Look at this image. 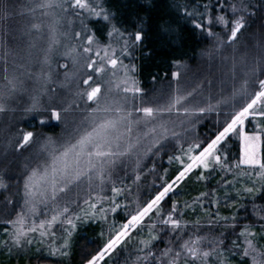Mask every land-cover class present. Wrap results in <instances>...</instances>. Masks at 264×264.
Here are the masks:
<instances>
[{"label": "trees", "instance_id": "trees-1", "mask_svg": "<svg viewBox=\"0 0 264 264\" xmlns=\"http://www.w3.org/2000/svg\"><path fill=\"white\" fill-rule=\"evenodd\" d=\"M90 2L97 6L98 11L103 8L110 15V21H105L102 16L96 17L88 12L82 16V21L86 20L84 26L88 29V34L93 36L94 43L97 42L101 48L110 45L119 49V47L123 48L125 40L130 42L127 49L128 54H120V60H123V63L126 62L123 65L128 66L132 72V81L135 84L132 83L131 86L139 87L142 91L135 94V99H133V93H127L129 96L127 108L129 110H133V104L136 106L165 104L177 90L187 93L197 89L198 86L202 87L192 100L194 105L204 104L209 94L215 97L212 101L214 104L217 99L224 98L226 102L220 106L219 117H217L216 112H209L194 127L188 125L190 129L186 133V139L188 140L197 137L203 139L210 136L211 132L216 130L214 124L217 120L223 123L226 114H231L238 109L243 103L240 96L236 95L230 100L228 98L232 96L234 89L238 90L241 87L245 79L250 81L248 85L249 95L258 90V84L254 83L256 78L264 79V76L261 75V70L264 69V51L260 50L252 53L253 47H250L252 41L249 42L250 46L248 47H250V50L248 52H246V49L242 52L240 50L239 58L232 54L236 46H239L237 42H239L241 35L246 33L250 27L264 35V25L261 24V21L264 22V8L261 7L264 0H250L252 6L249 8V12L255 14L248 19L246 28L238 34V39L234 43L230 46H222V49H226L225 53L227 54L224 58L229 55L230 59V62L224 68H222L223 65L218 64L221 67L222 74L223 72L224 74H213L211 77L208 76V79L200 76L203 75V70H205L203 67L206 66L202 63L201 53L204 52L210 55L208 50L213 46H220L221 38L226 39L227 31L230 28V24L226 27L224 24L217 22L215 17L224 15L225 19L230 22L233 19L230 6L233 3H238L239 0H219V3L218 0H90ZM3 3L5 12L12 15L11 10L16 8L20 11L21 16L11 17L10 20L14 24L5 23L1 26L0 43L5 41L4 34L8 33V38L12 39L11 45L14 43L19 44L27 50L22 55L21 53L13 54L12 57L8 58L9 73L15 74L23 83L20 85V90L16 93L15 98L9 101L8 110L0 112V181L7 186L1 189L5 191L6 197L14 202L17 209L14 199L21 203L24 198V189H22L20 178L29 170V167L43 161L44 155L41 152V146L44 138L62 139L65 129H71L65 120V116L78 120V123H80L81 118L85 115L84 110L91 102L86 104L84 99L76 96V92L87 88L83 85L82 79L89 73V70L84 64H82L80 70H75L72 62L66 58L64 59V57L58 58L56 56H52L50 68L43 65L42 49L47 47V34L45 33V37L43 34L39 36L40 32L34 30L31 31L30 35L26 33L29 31L31 23H33L32 17L37 16V13L30 11L33 2L31 0H3ZM205 4L209 5V10L201 17L200 13H205ZM185 7L188 11L198 10L196 19L205 25V29L194 27L193 18L184 14ZM20 14L17 12V15ZM209 16L212 17V24L210 25L207 22ZM28 17L32 18L26 22H30L29 24H19ZM34 23H41L44 29L42 20H36ZM113 25L119 30L118 32L112 30ZM224 26L227 30L226 35L223 36ZM19 27H21V31L15 34L16 28ZM208 28L214 33L212 37L207 34L206 29ZM141 29L143 31V41L137 44L131 39V36ZM109 32H112V35H109ZM30 42H35L37 46L30 48ZM76 42L80 43V40ZM3 52L1 53L0 88L5 84L3 79V69L5 67ZM59 64H67L68 67L62 69L58 66ZM180 66L187 68L183 72L184 77L179 76L178 67ZM253 66H256V76H252L250 71ZM233 67H235L234 76ZM48 68L49 70H47ZM208 69L209 72H215L212 63H208L206 70ZM45 70L51 75L50 81L46 83L47 85H43L47 75ZM191 70L196 72L197 78H188ZM65 72L75 73V75L65 79ZM173 73H177L178 76L174 77ZM214 79L219 82V85L215 86V93H213L214 88L211 91V86L208 83L211 82V85H213ZM184 83L185 85H182ZM226 86L230 95L221 96V89H225ZM52 89H55V91H51ZM171 93L173 94L170 95ZM169 95L170 97H167ZM162 98L164 99L161 101ZM34 102L39 105L41 110L36 112L26 111ZM69 105H71V108L67 113L61 112V120L51 118L50 109L54 107L56 110H60L68 108ZM233 105L236 107H233ZM41 119H44L46 123L41 124ZM258 125H260L261 130H258L259 134L257 133L260 139L256 142V147L258 146L257 148L261 151V160H264V116H249L244 122L243 132L244 134H251ZM218 126L216 125V127ZM76 128L77 126H75V131ZM21 130L33 132L34 142L30 147L18 151L15 145ZM177 130L181 131V129ZM184 146L187 147V144ZM178 148L179 145H176L173 141L167 147V154L162 152L158 157L145 159L141 165L140 179L135 183L137 172L134 162L129 161L117 166L114 172L118 175L112 176L111 181H106V190L103 195L106 193L111 197L110 189L114 182L118 187L131 189L130 193L125 194L127 199H125V196L117 198L121 202L135 207L137 198L140 199L141 203L147 200L149 195L154 194L157 190L153 187V184L157 187L160 185L161 181L158 177L164 175L165 169H167L166 179H171L176 174L180 165L176 162L169 163L168 156L179 154ZM243 151L244 142L241 137L236 133L230 134L226 141L222 142L220 153L222 160L227 164V168L223 169L216 166V170L211 171V173L203 169H194L188 178L180 183L163 202L165 212L170 209L172 202H176L178 208L183 211L180 218L182 223L187 224V228L181 230L184 239L193 234L206 237L201 244L202 250L211 251L214 247L216 250L221 249L223 253L230 254V264H251L250 258L245 259L240 254L245 238L239 237V233L245 228L256 232V237H248V239H252L255 244L264 245V228L261 227L260 221V217L264 216V189L252 195L243 192L245 187L255 186L261 188L262 184L257 183L264 182V178L259 175L260 170L258 167L252 168L245 164L235 167L239 163ZM26 157L27 159L29 157L33 159H30L31 161L29 160V163L25 164L18 174H12L13 167L20 168L23 159ZM131 162L133 163L131 171H125L129 168ZM153 162L156 164V170L150 172L149 169L152 167ZM201 172L204 173L205 177L202 180L197 179ZM257 175L259 177H256ZM15 179L18 180L19 187L12 188L11 183ZM202 193H207V195L201 197ZM197 197H201L198 202H196ZM105 201L107 203V200ZM186 204L191 205V207H185ZM75 210L77 209L71 212ZM71 212L69 215H71ZM217 215L220 217L219 220H217ZM224 217L228 219H223ZM232 217H235V219L233 220ZM113 219L117 223L122 222L124 219L123 212L118 210L115 214H109V220L112 222ZM6 221L0 220L1 246L4 245V241L9 239L8 233L12 230V226ZM197 221H199L198 226ZM151 222L146 218L143 229L148 228L149 230L148 225ZM210 222H212L211 227H209ZM154 234L157 233L154 232ZM70 238L71 243L69 249L66 250L68 253L66 257H41L39 254L33 255L28 251L24 255L26 260L20 258L19 255L7 258L9 252L6 247H3V249H0V264H54V262L57 264H85V259L89 258V254H95L103 244V240L97 234V225L93 223L82 225L79 228L76 227ZM170 239V236H161V239L153 242L152 251L159 253L167 247H172L175 250L178 242L170 244ZM213 239H223V244L214 245L209 243ZM233 241L236 242V245L233 244ZM125 247L127 246L119 247L113 252L112 256L106 258L107 264H155L151 258L145 256V253L140 252L135 244L128 246V248L137 249V251L132 249L135 254L131 252L128 254V248L123 250ZM202 261L200 260V262Z\"/></svg>", "mask_w": 264, "mask_h": 264}, {"label": "snow or ice", "instance_id": "snow-or-ice-1", "mask_svg": "<svg viewBox=\"0 0 264 264\" xmlns=\"http://www.w3.org/2000/svg\"><path fill=\"white\" fill-rule=\"evenodd\" d=\"M219 3V0H218ZM250 0H239L238 3H233L231 12L233 19L229 22L224 15L215 17L216 21L229 26V31L226 39L220 41L221 46L231 45L238 39V34L242 32L247 26L248 19L255 13L249 12L251 8ZM223 6L221 5V8ZM264 8V4L261 5ZM205 13H200L203 17L209 10V5L205 4ZM57 10H59L57 12ZM30 11L40 13L41 17H50L48 23L47 33V47L42 49L43 60L42 64L51 67L52 56L59 50L64 48L62 55L69 59L72 64L78 65L83 61L84 66L89 70L86 78L82 79L83 85L87 86L82 91H77L76 96L84 99L88 107L84 110L85 115L81 118L79 125L76 128L75 134L68 139L56 140L50 137L44 138L41 146V152L44 155L42 163L36 167L30 168L23 177L24 186V210L17 213L14 219L6 221L12 225L11 232L8 233L9 239L4 241V246L11 248H23L25 245L33 243H43L44 238L51 237L52 244L49 245L51 255L66 256L68 253L66 249L69 247L68 237L72 235V229L76 228V222L87 223L88 220L99 218L108 222L109 214H115L118 210L124 214L122 222L117 223L115 219L109 225V234L104 238V232L100 233L104 240L103 244L97 249L95 254H89V258L85 259V264H107L106 257H110L118 247L125 244L131 239L132 232L142 230L145 219L148 218L152 222L149 227L148 236L146 239H141L139 244L142 245L139 251L145 253V256L151 258L155 264H179L181 258L184 259L185 264L190 261L203 260L206 262L207 258L216 251L214 247L211 251H204L201 248L202 242L206 237L199 235H191L187 239L183 238L182 229L187 228L186 223H182L181 216L183 211L178 208L176 202H172L170 209L165 212L163 202L169 197V194L174 192L175 188L184 182L194 169H203L211 173L216 170V166L226 169L227 164L222 160L221 146L222 142L232 133H236L244 142V151L235 167L240 164L249 165L252 168H259V175L264 178V160H261L256 151V142L259 141L258 135L247 136L243 132V125L245 120L250 116L257 114L264 116V79L256 78L254 83L258 84V90H255L250 95L248 94V85L250 81L245 79L241 87L233 90L232 96L228 99L234 98L236 95L240 96L243 102L237 110L231 114H226V119L223 123L217 120L214 124L215 131L211 135L200 139L199 137L188 140L186 133L190 131L188 125L195 124L202 120L209 112H216L217 117L220 115V106L225 103L223 97L217 99L216 103H212L213 97L209 94L206 102L202 105L192 103L195 95L200 91L202 86H198L192 92L183 93L177 90L169 100L158 106H136L133 104V110L127 108V99H118L111 94L115 90L117 93H141L139 87H129L128 66L123 65V62L117 56L115 50H111V46L101 48L97 43L94 50L93 36L87 35L82 44L72 45L64 44L63 41L69 39L80 40L82 33L68 31H61L62 21L68 15L79 18L84 11L96 17H103V20L110 21V15L101 8L97 10V6L93 5L90 0H35ZM63 15H60V14ZM185 16L192 17L194 27L197 29H205L202 22L197 21V9L188 11L185 7ZM8 19L7 12L2 17ZM208 24H212V17L207 18ZM71 24L72 21H67ZM83 23V22H82ZM86 27V26H85ZM42 29L41 23H31L29 32L34 30L40 32ZM113 31L119 30L113 25ZM209 36L214 33L210 28L206 29ZM5 50L3 52L4 64L3 79L5 84L0 88V112L8 110V103L15 98L16 93L20 90V85L23 83L15 74H10L8 71V58L13 55L14 49L7 46L8 33H5ZM112 35V32H109ZM131 39L137 44L143 41V31L138 30L132 34ZM35 42H30L29 47L35 48ZM130 42L125 40L124 46L121 49V54L127 55V49ZM103 52V55H101ZM93 56L95 58H93ZM120 65L124 69V79L115 82L108 81L109 85L106 93H102V86L96 83V77H99L106 70H111V75L116 76V70ZM60 68H67V64H59ZM252 76H256V66L251 68ZM75 73L65 72V79L74 76ZM235 75V67H233V76ZM247 76V73L245 74ZM261 75L264 76V69L261 70ZM173 76H178L173 73ZM50 73L45 77V83L50 81ZM133 85L135 84L132 81ZM211 86V82H208ZM123 85V87H121ZM51 91H55L52 89ZM95 105L94 107L92 105ZM79 107V105H77ZM233 107H236L233 105ZM68 108L56 110L52 108L51 118L61 120V112L67 113ZM39 105L34 102L26 111L36 112L40 111ZM140 114V115H135ZM41 124L46 123L44 119L40 120ZM216 125H219L216 127ZM135 129V131H134ZM177 129H181L178 131ZM183 140V142H181ZM175 141L179 145L177 155L168 156L169 163L176 162L180 165L176 174L171 179H166L167 169L164 170V175L159 176L161 181L154 194L149 195V198L142 203L137 198L135 207L128 203H123L118 200V197L125 196L130 193L131 189L125 187H118L113 182L111 187V197L97 196L96 199L101 206L97 207V203H90L88 199L85 203L88 208H81L80 213L73 212L70 208V203L63 205L59 203L62 196L72 192L74 187L79 186L83 182H87L91 188L93 181H98L96 187L103 191V186L106 181H111L114 170L119 165H123L129 161L134 162L135 170L137 172L134 183L140 179V172H142V162L151 157H158L162 152L167 154V147ZM34 142V133L31 131L21 130L16 141V149L24 150L31 146ZM187 144V147L184 145ZM156 164L152 163L150 172H155ZM204 173L201 172L197 179H204ZM230 183V182H229ZM6 185L0 181V188H5ZM264 189L245 187L243 192L252 195ZM207 193H202L201 197L206 196ZM201 197L196 198L198 202ZM107 200L108 207H103V203ZM53 204V214L50 219L40 220L38 223L33 217L38 213V204L43 203L47 205L48 202ZM191 207V205H185ZM63 217V220H61ZM155 218V219H153ZM220 217L217 215V220ZM223 219H228L224 217ZM234 220L235 217H232ZM261 227L264 228V216L260 217ZM66 223L69 228L65 229L66 237L59 247L54 246L56 239L55 232L51 229L56 223ZM197 226L199 221L196 222ZM212 222L209 223V227ZM234 227V225H233ZM158 230V232H157ZM156 232L157 234H154ZM38 233L39 239L36 234ZM161 236H170L169 243L178 242L175 250L172 247H167L159 253L152 251L153 242L161 239ZM255 233L245 228L240 231L239 237H244V246L241 250V256L245 259L250 258L251 264H264V250L258 248L252 239ZM238 237V238H239ZM214 245H222L223 239L209 241ZM236 245V242L233 241ZM238 246V245H237ZM239 247V246H238ZM222 255V253H219ZM223 264V261L221 262Z\"/></svg>", "mask_w": 264, "mask_h": 264}, {"label": "rangeland", "instance_id": "rangeland-1", "mask_svg": "<svg viewBox=\"0 0 264 264\" xmlns=\"http://www.w3.org/2000/svg\"><path fill=\"white\" fill-rule=\"evenodd\" d=\"M34 4L35 0H31ZM4 7V3H3V0H0V28L3 24L5 23H8V24H14V22H11V17H18V16H21L20 14V11L17 10L16 8H13V10H11V14L7 12V15H8V19H3L2 17L5 15V9L3 8ZM59 10H57L58 12ZM17 12H19L20 15H17ZM87 11H84L82 13V15L77 18L75 16H72V15H68L64 18V20L62 21V26L60 28L61 31H68L69 33H74V32H81L82 33V36H81V39H80V43L79 42H76L77 40H75L74 38L73 39H69V40H65L63 41L64 44L68 45V44H72V45H79V44H82L83 42L81 41H84L85 37L87 35H89V31L88 29L84 26L85 23H86V20H83L82 21V16L84 15V13L86 14ZM37 16L36 17H28L26 18L24 21H21L19 24H25L28 20L32 19V22L34 23L36 20L38 21H41L42 20V23L44 24V29L42 28L41 31H40V34H43L44 37H45V33L47 34L48 33V23L50 22V17H41L40 13L37 11ZM60 15H63L62 13ZM67 21H72L71 24L67 23ZM83 22V23H82ZM30 22L26 23V24H29ZM261 24L264 25V22L261 21ZM14 28V26H13ZM225 28V26H224ZM226 28L223 30L222 34L223 36L226 35ZM21 31V27L19 28H16L15 30V34H17L18 32ZM29 32V31H28ZM26 32V33H28ZM228 32V31H227ZM29 35V34H27ZM212 37V36H211ZM210 37V38H211ZM10 38H11V35H10ZM46 40H47V36H46ZM224 38H221V41H223ZM252 41V46H250V43ZM12 39H9L7 37V46L11 49H14V53L13 54H19L21 53L24 54L25 53V50L26 49H23V47H21V45L19 44H12ZM254 43V44H253ZM239 44V46H236L235 50L233 51L232 49V54L238 56V54L240 53V50L241 52L244 51L245 49L247 50L246 52H248L250 50V47H253L252 49V53L254 52H259L260 50L261 51H264V35L256 30V29H252V27H250L246 33H243L239 39V42H237V45ZM96 45H97V42L93 44V48L95 50L96 48ZM100 46V45H99ZM250 46V47H248ZM112 50H115L117 54V56L120 58V54H121V47H119V49H116V47H111ZM5 50V41L3 43H0V73L2 72V67H1V53ZM64 51V48L63 47H60L59 50L53 55V56H56L58 58H63L64 56L62 55ZM27 52V50H26ZM208 52L210 53V55H207V53H201V57H202V63L206 64L205 67V70L207 69V66H208V63H212L214 65V71H210L209 72V69L208 70H203V75H200V76H203L205 79L207 78L208 79V76L211 77L213 74L214 75H223L222 72H221V67L220 65H223L222 68L225 67V65L230 62V59H229V55L228 57H225L227 54L225 53L226 52V49H222V46L218 45V46H213L211 49L208 50ZM103 55V53H101ZM12 57V56H10ZM93 58H95L93 56ZM65 59V57H64ZM67 59V58H66ZM68 61H70L69 59H67ZM123 61V60H121ZM210 61V62H208ZM71 62V61H70ZM126 63V62H124ZM123 63V64H124ZM83 61H81L78 65H75V70H80L81 69V66H82ZM220 64V65H218ZM51 65H52V62H51ZM48 67V66H47ZM120 65H118V68L116 70V76L113 77L111 75V70H106L105 73H103L102 75H100L99 77H96V82H98L99 84H101L102 86V93H106L107 92V88L112 86L114 88V84L113 85H109L107 82L112 80V81H115V82H119L121 80L124 79V69L121 67ZM63 69V68H62ZM49 70V68L47 69ZM187 70V68L185 66H180L178 67V73H179V76L180 77H184L183 75V72ZM46 71V70H45ZM108 72V73H107ZM46 74H48V71H46ZM128 77L130 78L129 79V83H128V86L129 87H132L131 84H132V72L131 70L128 68V73H127ZM87 76V75H86ZM85 76V78H86ZM191 78V77H195L197 78L198 76L196 75V72H192V70L190 71V73L188 74V78ZM184 79V78H183ZM224 80V79H223ZM218 80L214 79V82H213V85H211V91L212 89L214 88L213 90V93H215V86H218L219 85V82ZM224 82V81H223ZM221 84V83H220ZM222 84H225V83H222ZM43 85H47L46 83H44ZM182 85H185L182 84ZM188 86V85H187ZM121 87H123V85H121ZM225 89H221V93L220 95L221 96H229L230 94L228 93V89H227V86L224 87ZM222 91H224L222 93ZM161 93V92H160ZM159 93V94H160ZM157 94V95H159ZM173 93H171L170 95H172ZM113 97L115 98H118V99H124L126 98L127 99V105H128V100H129V96L127 95V93H123L122 91H120L119 93H117L115 90L112 92L111 94ZM167 96V97H170ZM167 97H164V98H167ZM162 98L161 101L164 99ZM259 115V114H257ZM255 115V116H257ZM252 115H250L251 117ZM65 120L67 121V123L69 124L70 128L71 129H65L64 133L62 134L63 136V139H68L69 136H72L75 134V126H78L77 124L78 123V120H73L72 118H70L69 116H65ZM260 125H258L255 129V131L251 134H245L247 136H254V135H257V133L259 134V131L258 130H261ZM67 130V131H66ZM243 141V140H242ZM258 147V146H257ZM256 147V151L258 152L259 156L261 157V151L259 148ZM32 160L33 158H30L27 159L24 158L23 161H22V164L20 166V168H14L13 167V171L11 172L12 174L16 175L18 174L24 167L25 164H28L29 163V160ZM30 160V161H31ZM27 162V163H26ZM40 163H42L41 161H39ZM31 163V162H30ZM39 163V164H40ZM129 164V163H128ZM133 163L131 162V164H129V168L128 169H125V171H131V165ZM38 164H35L33 167H36ZM33 167H29L30 168H33ZM20 170V171H19ZM28 171V170H27ZM26 171V173H27ZM26 173L23 175V177L26 175ZM118 175L114 172V175ZM23 177L20 178V182H21V186H22V189H24V186H23ZM256 177H259L258 175ZM246 179V177L244 178V180ZM98 181H93L92 182V185H91V188L89 187V184L87 182H83L81 183L79 186L77 187H74L72 192L65 195V196H62L59 203L61 205L67 203V202H70V201H74L72 202V205H69L71 210L73 211L74 209H77L75 210L74 212L75 213H80L81 215L83 213L80 212L81 208H84V209H87L88 208V204L85 203V200L88 199L90 203H97V207H100L101 204L100 202L96 199L97 196H101V197H109V195H107L105 193V195H103V193L105 192L106 190V184H104L103 186V191H101L99 188L96 187ZM106 183V182H105ZM257 184H262L264 185V182H258ZM11 186L12 188H16V187H19V182L17 179L13 180L12 183H11ZM4 189V188H3ZM0 188V220L2 221H8V220H11V219H14L16 217V214L23 211L24 210V199H25V196L23 195V199H22V202L19 203L17 199H14L15 200V204L17 206V209L15 208L14 206V202L10 199H8L6 197V195L4 194V190ZM24 191V190H23ZM102 194V195H100ZM71 204V203H70ZM109 205L106 203V201L103 203V207L107 208ZM53 204L49 201L47 203V205L43 204V203H39L38 204V213L33 217V219H35L37 221V223L40 221V220H45V219H50L52 214H53ZM73 212H71L72 214ZM12 215V217H11ZM11 217V218H10ZM61 220H63V217H61ZM95 224L97 225V234H99L100 236V233L103 231L104 232V238L107 237V235L109 234V225L111 223V220H108V222H104L102 221L99 216H97V218L95 219H92V220H88L87 223H84V222H79L77 221L76 222V227L79 228L81 227L82 225H86V224ZM11 225V224H10ZM12 226V225H11ZM66 228H69V226L66 224V223H56L53 228L51 229L52 232H55L56 234V239H55V242H54V246L55 247H59L62 243H63V239L66 237V233H65V229ZM251 230L252 232L255 233V236L256 237V232L255 230H252V229H249ZM72 232L74 231V229L71 230ZM148 228H144L143 230H136V231H133L132 232V236H131V239L128 240L125 244L121 245L120 247H123V246H127L125 248H123V250H125L126 248H128L129 245H133L135 244V247H137V249L139 250L140 247H142V245L139 244V241L141 239H146L147 236H148ZM36 237L37 239H39V235L38 233L36 234ZM101 237V236H100ZM252 238V237H251ZM102 239V238H101ZM103 240V239H102ZM68 241H69V246H70V243H71V238L68 237ZM104 242V240H103ZM52 239L51 237H46L44 238L43 240V243H33L31 245H25L23 248H11L10 250V247L8 246H4V245H0V249H3V247H6L7 248V251L9 252L7 254V258H10V257H13V255H19L20 258L24 259V255L25 253H28V251H30V253H33V255H41V257H53V258H63V257H66V256H60L59 254L57 255H51L50 254V250H49V245L52 244ZM255 244V243H254ZM256 246L262 250H264V245H260V244H256ZM119 248V247H118ZM117 248V249H118ZM69 249V247L67 248ZM66 249V250H67ZM116 249V250H117ZM133 248H128V251L127 253L129 254V252L134 253V251H137V249H133ZM13 250V251H12ZM217 253H212V256L210 257L209 260H206L205 261H202L200 262V260H196V261H190L189 264H213V263H218V264H221V262L223 261V264H230L231 263V257H230V254H227V253H223L221 251V249L219 250H216ZM219 253H222V255H220ZM9 255V256H8ZM113 255V253L111 254V256ZM108 258V257H106ZM47 259V258H45ZM26 260V259H24ZM58 260V259H57ZM37 264V263H36ZM41 264V263H40ZM54 264H57L54 262ZM179 264H185V261L183 258H181V260L179 261Z\"/></svg>", "mask_w": 264, "mask_h": 264}]
</instances>
